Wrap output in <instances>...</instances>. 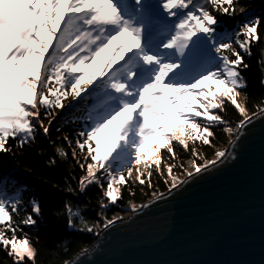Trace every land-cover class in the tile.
Instances as JSON below:
<instances>
[{
	"label": "snow or ice",
	"instance_id": "snow-or-ice-1",
	"mask_svg": "<svg viewBox=\"0 0 264 264\" xmlns=\"http://www.w3.org/2000/svg\"><path fill=\"white\" fill-rule=\"evenodd\" d=\"M223 17L232 18L231 29ZM260 29L264 16L241 0H0V153L32 150L52 164L57 157L68 162L65 145L70 146V171L78 165L81 174L77 187L67 190L83 192L96 184L102 191L98 216L106 201H118L117 179L154 187L156 175L168 192L154 195L174 193L239 155L224 148L200 163L201 153L191 142L211 146L228 133V144H236L248 121L264 116V104L248 112L243 74ZM109 46L113 55L105 70L88 75L89 62ZM205 80L209 86L201 87ZM259 82L264 86V74ZM86 103L97 107L79 130L54 139L48 155L38 137L48 136L63 113ZM118 117L102 150L98 133ZM168 117L175 123H165ZM146 147L156 153L147 173L138 167ZM181 154L191 157L188 166ZM177 168L181 175L174 174ZM23 188L9 192L0 183V264H40L39 235L24 232L37 227L39 202L31 198L25 204ZM65 207L67 228L100 230L99 220L86 218L79 207L73 211L67 202ZM118 219L104 215L105 226Z\"/></svg>",
	"mask_w": 264,
	"mask_h": 264
},
{
	"label": "water",
	"instance_id": "water-1",
	"mask_svg": "<svg viewBox=\"0 0 264 264\" xmlns=\"http://www.w3.org/2000/svg\"><path fill=\"white\" fill-rule=\"evenodd\" d=\"M227 145L238 153L174 193L100 228L73 264H264V116ZM168 192V190L163 191Z\"/></svg>",
	"mask_w": 264,
	"mask_h": 264
},
{
	"label": "trees",
	"instance_id": "trees-1",
	"mask_svg": "<svg viewBox=\"0 0 264 264\" xmlns=\"http://www.w3.org/2000/svg\"><path fill=\"white\" fill-rule=\"evenodd\" d=\"M241 2L251 6L255 14L264 16V0H241ZM229 29L233 26L232 18H222ZM261 38L251 45V55H246L245 60L249 67L244 71V76L248 81L245 89L249 93L246 101L247 109L250 113L255 112L254 105L264 104V86L259 82L260 76L264 74V29H260ZM102 65L98 60L89 62L88 75L94 71L99 74ZM242 100L244 99L241 93ZM97 105H83L79 110H70L56 120L52 125L51 132L48 136L38 137L41 145L45 146L48 155H51L55 145L52 141L60 137L63 132H76L79 130L83 121L87 118L89 112L93 111ZM231 115V114H230ZM238 117L231 115V119ZM234 127V126H233ZM61 129V130H58ZM222 129H216L217 133ZM232 135L224 133L219 136L211 146H201L199 139L195 142L194 147L201 153L200 163L204 159H211L214 152L223 149L228 145ZM97 139H101V132L98 133ZM68 150V162L57 157L55 162L48 163L46 155H37L35 151L27 150L15 154L0 153V183L7 188L9 192L22 185L23 199L26 204L29 199L35 198L39 202V217L36 228H24V232H29L33 238L39 235L41 244L40 264H66L67 261L74 258L81 250L91 246L96 239L94 232L76 231L66 227L65 214L67 208L65 203L72 206L73 211L77 207L82 209V214L90 220H99V229L105 224L104 215L112 219L116 215L126 212L132 202L142 204L149 200L155 193L168 190L166 185L161 182L160 177H152L155 182L153 187L149 184L146 187L139 186L135 179H130L129 184H122L117 179L114 184L115 189H119L118 201H106L108 204L104 213L97 215L102 195L101 189L92 184L85 191H69V185L75 189L77 187V178L81 174V169L77 165L74 171L72 169L71 147L65 145ZM127 159L131 163L133 157L130 153ZM161 167L166 168L167 150L162 149L160 152ZM181 160L188 166L191 157L181 154ZM155 167L151 164L150 169ZM175 175L182 174L180 169H175ZM14 181V183H13ZM23 207V206H22ZM19 218V217H17ZM23 233H21L22 235Z\"/></svg>",
	"mask_w": 264,
	"mask_h": 264
},
{
	"label": "rangeland",
	"instance_id": "rangeland-1",
	"mask_svg": "<svg viewBox=\"0 0 264 264\" xmlns=\"http://www.w3.org/2000/svg\"><path fill=\"white\" fill-rule=\"evenodd\" d=\"M107 53L109 56L113 55V51H112V46H109V48L107 49ZM123 54V53H122ZM209 86V81H201V87H207ZM213 87L219 88L221 87L219 84H216L215 82L213 83ZM238 99L242 100L241 96L238 97ZM248 112L250 113V111L248 110ZM251 114V113H250ZM120 118L118 117L116 121L111 122L109 125L106 126L105 131H104V136H103V142L100 145V148L103 150L104 147L110 143V139L115 131V124L118 122ZM165 123L167 124H174L175 120L171 117L166 118ZM232 139V137H231ZM225 148V147H224ZM223 148V149H224ZM127 158H129V155H127ZM155 158H156V153L152 152L149 150L148 147L145 148L144 154L141 157V165L138 167H142L143 171L145 173H147L150 170L151 164H155ZM213 158V157H212ZM211 158V159H212ZM181 175V174H180ZM155 195H153L152 197H154ZM151 197V198H152ZM132 205H135V209L138 208V206L140 205L139 203H135L132 202L131 205L128 207V209L126 210V212L122 213V215H129L131 211H133V207ZM120 215V214H119ZM118 216V215H116ZM115 216V217H116ZM104 226V225H103ZM102 226V227H103ZM101 227V228H102Z\"/></svg>",
	"mask_w": 264,
	"mask_h": 264
}]
</instances>
